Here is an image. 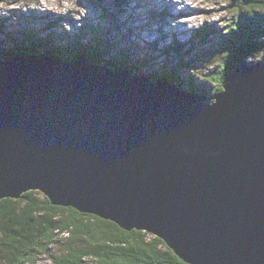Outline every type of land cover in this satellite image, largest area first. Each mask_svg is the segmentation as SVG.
Here are the masks:
<instances>
[{
  "label": "water",
  "instance_id": "water-1",
  "mask_svg": "<svg viewBox=\"0 0 264 264\" xmlns=\"http://www.w3.org/2000/svg\"><path fill=\"white\" fill-rule=\"evenodd\" d=\"M43 53L0 57V200L38 191L187 264H264V61L207 104L180 78Z\"/></svg>",
  "mask_w": 264,
  "mask_h": 264
},
{
  "label": "trees",
  "instance_id": "trees-1",
  "mask_svg": "<svg viewBox=\"0 0 264 264\" xmlns=\"http://www.w3.org/2000/svg\"><path fill=\"white\" fill-rule=\"evenodd\" d=\"M233 7L235 15L224 30L217 32V43L209 40L213 29L207 25L194 35L204 45H212L206 50L207 56L217 62L212 72L202 71V78L214 86L211 92L205 88L199 91L207 97L222 93L240 64L252 67L251 60H260L264 55V0H234ZM87 33L94 34L90 40L95 44L82 43L83 31L72 41L74 36L68 34L39 37L33 36L29 28L22 29L18 36L10 35L6 49L11 52L0 51V57L11 59L15 53L38 56L46 51L47 56L60 59L55 55L57 51L73 59L77 54L89 60L106 58L109 61L106 66L110 68L130 63L131 69L137 71L148 66L147 61L134 58L131 48L113 50L114 44L106 41L96 28L87 27ZM167 51L175 52L177 66L163 75L158 74L159 78L148 76L151 80L173 82V78L180 77L181 68L188 67L179 41ZM65 235L70 237L64 238ZM38 255H47L55 264H85L89 258H94L97 264H187L163 240L147 232H127L96 216L53 206L38 191L28 192L18 200H0V261L31 264Z\"/></svg>",
  "mask_w": 264,
  "mask_h": 264
},
{
  "label": "rangeland",
  "instance_id": "rangeland-1",
  "mask_svg": "<svg viewBox=\"0 0 264 264\" xmlns=\"http://www.w3.org/2000/svg\"><path fill=\"white\" fill-rule=\"evenodd\" d=\"M233 1L0 0V24L4 25L3 29L7 33H19L29 28L41 36L68 34L72 37L83 31L87 40L93 39L94 35L87 33V27L96 28L106 41L114 44L115 49L131 48L134 58L147 61L145 72L138 71L140 76L147 78L149 75L157 78L158 74L163 75L177 66L178 57H175V52L169 53L167 48L179 41L181 55L187 60L188 67H182L179 74L185 85L175 84L186 89L191 87L188 84L190 82L201 91L206 89L211 92L214 86L202 78V71L208 74L216 67L217 62L208 57L206 51L212 45H204L194 39V35L207 25L213 29L209 40L217 43V32L224 30L225 24L235 15ZM4 38L7 36L0 33V46L7 47L9 42ZM151 44L156 45L157 49H150ZM251 61L263 62L264 55L260 60ZM214 102L213 96L207 97L205 101L207 104ZM0 264L5 263L0 261ZM31 264L55 263L47 255H38ZM85 264L97 262L89 258Z\"/></svg>",
  "mask_w": 264,
  "mask_h": 264
},
{
  "label": "bare ground",
  "instance_id": "bare-ground-1",
  "mask_svg": "<svg viewBox=\"0 0 264 264\" xmlns=\"http://www.w3.org/2000/svg\"><path fill=\"white\" fill-rule=\"evenodd\" d=\"M23 17V16H22ZM175 37V36H174ZM148 73V72H147ZM149 76H151V75H149ZM166 81V80H165ZM179 85V84H178ZM202 95V94H201Z\"/></svg>",
  "mask_w": 264,
  "mask_h": 264
}]
</instances>
